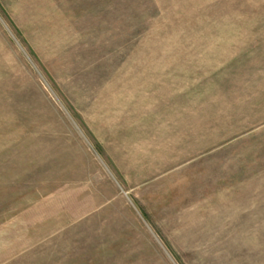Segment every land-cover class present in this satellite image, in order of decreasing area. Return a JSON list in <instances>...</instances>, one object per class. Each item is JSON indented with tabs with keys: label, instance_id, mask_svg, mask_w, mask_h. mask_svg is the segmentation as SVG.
I'll use <instances>...</instances> for the list:
<instances>
[{
	"label": "rangeland",
	"instance_id": "rangeland-1",
	"mask_svg": "<svg viewBox=\"0 0 264 264\" xmlns=\"http://www.w3.org/2000/svg\"><path fill=\"white\" fill-rule=\"evenodd\" d=\"M0 264H264V0H0Z\"/></svg>",
	"mask_w": 264,
	"mask_h": 264
}]
</instances>
